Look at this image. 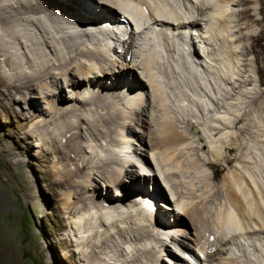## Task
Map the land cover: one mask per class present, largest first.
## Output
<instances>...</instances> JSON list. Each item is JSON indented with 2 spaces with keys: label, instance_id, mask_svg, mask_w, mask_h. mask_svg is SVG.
I'll return each instance as SVG.
<instances>
[{
  "label": "bare ground",
  "instance_id": "obj_1",
  "mask_svg": "<svg viewBox=\"0 0 264 264\" xmlns=\"http://www.w3.org/2000/svg\"><path fill=\"white\" fill-rule=\"evenodd\" d=\"M23 1L24 3L21 0H18L19 4L16 7L12 5V2H10V0H0V32L3 31V29H6V27L8 28L9 26L10 27L9 31L6 29L7 37L10 36L9 39H11V41L15 40L17 42H20L21 46L23 47L27 46L29 48L33 46L34 53L36 54V56L35 59L34 56L32 57L34 59L33 61L30 60L32 62L27 61V64H29L31 67V71L28 72V74L25 73L26 78L24 77L23 80H22V74H20L21 72L17 71L18 69L16 70L15 68H13V64L15 63L12 60H10V58H8L6 54L5 56L7 58L5 57L6 58L5 63L13 70L14 77L22 85L30 87L33 91H35L36 89L37 90L40 89L41 91L40 94L44 96L43 97L44 99L48 97L52 98V101L46 99L48 103L47 109L50 111V115L56 117L57 115L61 114V117H65L68 114L73 113L74 116H78V115L81 117L83 116V114L78 113L76 109L75 110L70 109L74 107V105L68 106L69 108H66L67 111L63 113H61V108H60L61 106H58L60 103H63L64 97L62 92L58 91L57 88L58 86H60V84H63L62 83L63 77H67V76L73 78L70 79V86L68 87L69 89L67 88L69 92H71L72 89L76 90L74 88H80L79 87L80 83H77L78 80L76 81L74 79V77L76 76L77 77L80 76L81 77V79L79 78L80 80H83L85 82L87 81L88 85H91L87 87L88 89L87 88L85 89L83 95H80L81 93L74 95V100L80 104V107L85 108L90 106L91 104L90 99H94L95 104L97 101L98 103L103 101L104 98L108 99L106 97V94L108 92H110L109 97L111 98L114 97L122 98L120 101L122 103V106L120 107V109H117V115L109 114V113L104 114L103 112L102 114H100L101 116L100 120H96L94 117H90V116L88 120L91 125H95L98 128L102 127L101 129L102 136L104 138H112L113 133L115 134V131L112 132L109 129H111V127L113 128L116 127L120 119L121 123L124 125L123 130L127 129L129 133L125 135H120V134L118 135L121 138V140L119 143L120 146H117V150L115 151V156L117 155L118 157H122V160H124L126 166H123L122 167L123 169H121V166L118 164V162L115 161L114 158L112 159L103 156H101L102 163L99 165H96L93 159L90 157V160L81 166V169L84 170L85 169L89 170L91 168H93V170H97L96 174L101 179H103L104 181L107 180L109 183L115 182L117 186L121 187L120 189H123V193H122L121 191H119V187H118L117 189L118 192H116V195L120 197V200L115 204H111V206H116L113 208L117 209L119 208L118 207L119 205L122 207L127 206V203L124 204L123 201L124 195L128 197L131 196V194L132 195L135 194L137 198H140L141 196L140 193L137 195V193L132 192L130 190L124 192L125 187H131V186L134 188L141 187L142 181L144 182L146 181V179L142 180L141 177L146 178V176L149 175L150 173L151 176L152 175L155 176L154 179L157 178L154 171L148 169L150 173H147L148 171L143 174L138 173L137 175H140L139 178L141 179L137 182L133 180V179L138 180V176L137 178L134 176V170L136 169V167H138L137 166L138 163H141L143 166H150L151 164L150 160L148 159L146 153L143 150L144 146L146 145L145 142L146 134L144 133V131L138 132L143 134L144 139L143 141L140 142L141 144L140 143L137 144V146H139L138 149L132 151V146H134L135 142L132 141V139L129 137V134L134 135L133 126L135 127V125L143 128H147V130L149 131V133H147V137H149V143L152 146V156L156 154V151H158V149L159 150L162 149L163 154H160V162H162V164L164 165L163 169L165 170L166 174H168V177L171 176L172 179L173 178L175 179L174 180L176 181L175 184H179V189L182 188L186 190V188L183 187L184 185L183 182L180 180V178L183 177L185 173V169L187 167V166L185 167L186 160L185 161L182 160V158H184V155H180L179 152L180 150L194 151L197 148L194 149L193 147H189L193 143L189 142V138L187 135L183 134L184 132H179L177 128L178 121L177 122L174 121L175 118L173 117L174 118L173 119L172 116H170L168 112H165L164 110V104L168 100V97H165L166 95L165 89L167 88V81L168 83H170L168 78L170 76L172 77L176 76L178 70L179 71L182 70V73L187 75V77L193 81L192 83H195L193 85L197 87L196 89H199L201 92H203V94H205V96L203 95L204 98L201 97L199 98V103L202 106L201 108H203L202 110H208V113L211 114L212 111L209 108L210 104L215 106V108L214 107L213 108L216 109L213 110L215 111L214 114L211 115V117L213 116L211 118L213 121L211 120L210 122L209 120H207V115L205 114V112L202 113L199 110L200 107L199 106L197 109L201 113L200 120L202 122H198V129H196V125L194 123H188L191 131H195L199 133L198 135L199 140L206 139L207 141L206 144H208L211 148V149L208 148L209 151L213 149V151L211 152V154H213L214 156L212 157L213 158L212 160L205 161L199 158L193 160L192 163L194 164L197 170V171L195 170L197 175L203 173L206 174L205 172L200 170L202 165H203L202 167L204 166L213 167L214 165L221 163L225 166H229L233 162L237 161V158L239 157H235L231 155L233 152L237 150V145H238L237 142L242 140V139L239 140L240 136H238L239 138L234 136L237 135V133L234 132V129L236 131L237 126L239 124L242 126L240 127L241 134L249 133V135H252L251 138H255V139L257 138V136H255L253 127L249 124L242 123L244 120L243 119L244 115H241L240 113L241 111L238 110L233 111L235 106L231 107L230 105L229 109L226 107H222L221 109L225 110V112L223 110L222 112L221 109L219 108L218 103L216 104L213 101V99H211L212 97L209 96L205 92V90H203L204 87L203 88L201 87L206 83H209V85L213 87L211 83L213 79L210 81V75L212 74L209 75V73H211L210 71L211 67L214 69L217 68V70L221 75V79L223 81L228 80L227 78L230 77L232 79H236L233 76L230 77L225 76L226 65L222 61V59L227 60V58H228L227 61H229V57L231 56L230 53L233 56L234 55L236 56L237 54L236 52L237 46H235L237 43L235 44L236 42L234 41L235 32L233 31L234 30L233 23H235V21L230 20L229 16L231 15V13L228 11L231 2L234 3V1L170 0L171 2H168V0H58V1L36 0L37 3H39V5L37 4L38 6H30V5L28 6V4L32 2V0H23ZM60 1H62L61 4ZM252 2L253 4L250 10H253L254 16L259 15L258 1L252 0ZM234 5H236V3H234ZM103 11L108 12V14H110L108 20L118 25H121L123 23L120 16L121 14H124L129 19H132V21H134L135 24H137V18L139 17L138 19L141 20V24L144 21L145 24L148 23L151 26L148 25L147 28L146 27L144 28V26H146L144 24L143 28H141V24H140L138 29L139 30L142 29V31L144 32L138 34L136 32L137 28L135 27V24L128 23V27L124 26L122 28L123 32H121V34L118 36L119 38H121L119 39V41L121 42H119V46H118L119 50L115 51L114 50L116 47L115 43H118L116 41L118 38L115 35H117L119 31H117L115 34L112 35V38H115V40H113L111 37H106L105 35L100 34L99 36L102 37L104 36L102 41L100 42L99 45L94 43L96 37H93L95 36L93 32L97 31L96 29H98V26H100L99 24H101L102 23L101 21L104 20L103 17L105 15L104 14L105 12L102 13ZM116 12L118 13V17ZM112 13L115 14L113 15ZM205 14L207 19L205 18ZM26 15H28L29 17L31 16L33 17L32 20L33 23L35 24L37 22L40 23V25L37 24L38 31L43 33L44 36H46L49 39L43 36L44 38L41 40L38 35H36V37H34L33 35L29 36L30 33L28 28L23 27L17 23V21H19ZM42 16L47 19L46 21L50 24V26L48 25L50 28L51 26H54L55 34H53V31H51V29L49 30L46 23L44 24V21H42ZM171 21L172 22L174 21L175 24L173 25ZM203 21L204 23H207L206 28H208V34L206 32L205 33L209 36L205 35L203 31H201L202 36L199 33L200 32L199 28L202 26L201 24L203 23ZM103 24L104 23H102L101 25L102 27H104ZM130 24L132 25L130 26ZM74 26L77 27L80 26L82 28L78 31L76 30L78 32L77 33L74 31L75 29ZM128 28H129V32H128ZM191 28L195 30L194 36L196 35V38L198 39L199 50L196 49L195 45L192 42L187 40L188 38L186 37V34L192 32L190 30ZM247 31H249V29ZM19 33H22V35L20 36ZM24 35H27V41H25L26 36ZM249 35L252 34H249L248 32L245 38L248 39ZM83 37L84 38L87 37L86 39H89L88 41L89 43L86 46H84L85 44L84 41L86 40L85 39L83 40ZM136 37L137 39L139 37L138 41L140 40L141 42L139 45L140 46L139 47L140 52L138 53L139 55L137 54L136 50H134L137 47L133 43ZM174 39L179 41L178 47L179 46L180 47L178 49H175L176 46L175 48H173L174 45L172 42H175ZM220 39L223 40L224 42L223 44L220 43ZM206 40H208L209 42L210 40H213V43L214 41L216 42V46L218 47V49L216 48L214 53L212 52L214 49L212 51H209L211 45L208 42L206 43ZM46 41L48 42L47 44L44 43ZM218 43L221 44V46H218ZM0 44H1L0 52L1 51L12 52L11 50L13 48H11L9 44L4 42H0ZM45 46H47L50 50L49 55L48 54L45 55L43 52V48ZM229 48H231L232 50L229 51ZM221 49L223 50L221 51ZM130 54H132L131 60L130 58H128ZM203 56L208 58L210 56H213V59L205 60L203 59ZM138 57H140L139 59L141 60L140 63L137 60ZM18 58H19V62H22L21 59L22 57L18 56ZM103 58L104 59L106 58V60H104ZM104 61L105 63L108 61L107 65H109L110 62H112V63H120L122 66L117 67L118 69L114 68L112 70V67H108L106 66V64L104 65ZM140 65L142 66V68L145 69L146 79H148V81L151 83L153 91L155 92L159 100L158 107H160L161 108L160 110L162 111L160 117L158 115L157 117L152 115V121H149L150 116L148 114V108L150 107V102L152 103V99L150 98V95L148 93L146 94V89L148 85L144 83L143 77H140L137 74H135V70L140 68ZM75 69L77 72L74 73ZM128 73H130L131 76L132 75L135 76V78L141 79L143 83L141 81L134 82V80L129 78ZM178 74L177 76H179ZM115 77L116 79L112 83L116 86L104 85V83H106L105 82L106 79L108 78L114 79ZM231 78L229 79V81H227L228 84H232ZM74 81L75 83H73ZM177 82H179L178 80L176 81V84H180ZM106 84H110V82L107 81ZM120 85L122 89L119 88ZM8 87H9L8 91L10 92V89H16V84L9 83ZM54 87H56V89H54ZM178 89H180L179 91H181V88ZM211 91H212L211 94L214 95L215 98L219 99L218 98L219 91H215L214 87L212 88ZM88 93L90 95L89 98L86 96L88 95ZM17 95L18 92H16L15 94H11V96L15 100H18ZM32 98H40V97L37 95L29 96V99L31 101ZM195 101L196 100L193 99V101L190 102L188 101V102L190 104H193V102L195 103ZM32 102H33L32 106H35V108L37 109L38 101L36 102L33 100ZM70 103H74V101L71 100ZM67 105H69V103ZM196 105H198V103ZM184 109L185 108H183V111ZM153 117L155 120L153 119ZM153 123L156 125L158 132V134L157 132H155L156 136L154 137L152 136V131L150 130L154 127ZM70 126L72 127L70 128ZM67 127L70 128V131L74 130L75 132H73L70 135L69 144L66 145L65 148H67L69 151L73 153H76L83 146H85L83 148H87L88 145L90 146L89 143L91 142L89 141L88 143V139L85 140L86 145L82 144V141H84V136H82V134L80 135L79 133L80 130L81 131L83 130L80 126H76L75 122H67ZM38 129L44 130L46 132L47 129H49L48 124L46 122H41L38 124ZM134 138L136 140L135 136ZM229 138H232L234 142L226 146V143H228L227 140ZM42 140L44 141V139ZM224 145H225V152L228 153V155L230 156L221 159L219 156L220 154H218L219 153L218 150L220 149L217 150V148L219 147L223 148ZM140 149L142 151H139ZM47 154L49 155L56 154L57 158H59V155L56 151L55 152L49 151L47 152ZM71 160L74 162L76 159H71ZM220 160H222V162H220ZM242 169H239L237 168V166H234V171L232 172V174L227 175L224 178L223 181L225 184V189H223V191L225 192V195L228 199V206H226L225 204L222 205L219 212H217L213 218L211 215L210 216L211 219L209 220L210 223H207L206 221L207 218L204 219L206 216L204 217V215L202 216V214H199V211L202 210V207L200 205L204 203V200H206L205 203H211L213 199L214 201H216L215 199L218 198V196H220L222 193H224L219 189H217L216 192L214 191L215 193L212 192L213 190L212 191L210 190L209 191L210 194L207 198L203 196L202 200L199 203L197 202L196 204L193 203L192 206H190L191 204L189 205L187 204L185 200L186 198L185 194L181 191V198L175 205V208H173L171 204H169L168 207L164 206L166 207L165 210H171L170 214H172L171 215L172 217H174L175 215L174 223L166 222V221L161 222L160 217L163 216L159 213V211H157L160 217H157V214L153 216L154 218L150 222V226H149V228H152L150 230L147 229L148 227L146 224L145 225L147 228L139 225L137 227H128L127 229L119 228V226L117 225L118 222L117 218L120 217V213L116 214L115 212L114 213L111 212V210L108 209L103 210L102 208L100 212L95 211L96 213L94 214L93 208L95 207L92 206L87 208L89 209L88 210L89 212L86 211V214H88L89 216L88 215H85L86 217L81 216L82 217L81 220L73 221L69 223V232L66 233L64 236L67 237L68 235L70 237L72 235L73 236L72 240L75 241L76 237H78L77 236L78 234L74 230H78L79 232V229L81 227L80 224L82 223L83 220L85 221L84 223L85 225L82 230H85V228H87L91 224V222H93L94 219L97 220L98 217L103 216V218L105 219L104 221L106 223L111 222L109 224L112 227L116 226L119 228L116 235L111 236V242L113 238L116 237H119L122 242V237L123 238L125 237L124 236L125 233L130 234L131 236L130 239L132 242H136V240H138L139 238L142 239L149 238V236L152 235L151 230H153V232L154 231L157 233L159 232L160 236L163 237L158 239V244L160 245L162 253L164 247H168L169 244L166 243L167 241L169 242L170 239L171 240L170 243H174V245L176 244L177 246H180L184 250V252H186L188 257L187 259L191 258L197 262L208 264V261L210 258H212V254H213L210 251H212V249L215 247L211 242L215 240V242L217 241L221 245H225L226 244L225 241H227V243L231 244L233 246V249L235 251H238V253H241L243 251L242 256L244 258L242 259L244 260H242L243 263L241 264H264V190L263 187L254 178V176L249 170L247 169L242 170ZM123 171H124V176L122 174ZM76 177H78V172H72L70 174H61L59 177L60 184L70 185L72 187H76L77 189L79 187V191L77 192L74 190L75 188H72L67 198H65V205H69L68 207H66V209L68 210H70V207L73 204H76V201H72L71 199L74 197L77 198L76 195H78L80 191L87 192V190H91V189L97 190L99 188L98 186L94 185L93 180L95 178L91 177V175H89L85 179L82 178L83 180L80 179L81 181L74 182ZM203 178L206 179L207 184L205 185V187L207 188L209 186L207 181L208 179L205 175L203 176ZM127 183L128 185H126ZM107 187L110 188L112 187V185L107 184ZM190 189H188L189 192L191 191L193 192L192 190L193 188L191 189V191ZM71 192L74 193L73 197H71ZM96 192H98V190ZM96 192L94 193V195L96 194ZM192 192L191 194H193ZM144 195H143L144 199L151 202V212L155 211L152 209H155L156 204L152 205V203H156V201L159 199V196L161 195L160 191L159 193L156 190L155 192L152 191L148 193L146 192ZM194 198H198V197H194ZM109 201H110L109 197H105L104 199L101 197L100 203L103 205V203ZM100 208L101 206L98 207V209ZM90 209H92L93 211H90ZM176 210L177 211L179 210V214L176 213ZM142 211H144L143 208ZM66 213L73 214L72 211H66ZM176 214L178 215L181 214V216H177ZM131 216L132 218H136L134 215ZM190 222L195 226L197 230L196 238L198 243L201 242V236L199 231H201V228L203 227L202 228L204 229L203 231L208 236L207 239L208 241L204 244V246L210 244L207 247V252L204 251L201 252L200 254L199 252H196L194 250L192 251L190 250V247L182 239L179 238L180 236H186L184 230H188V226L190 225ZM104 225L106 226V224ZM91 226L89 227L91 228ZM100 227H102V225ZM90 228L86 229L83 232V234L91 232L92 229ZM99 231L100 230H98V232ZM221 233H225L228 237L222 236ZM170 236L173 237L171 238ZM84 237L85 236H83L82 238L77 240V242H75L78 251L82 250L80 246L83 243ZM107 248H108V243L107 241L106 242L104 241L100 245H97L96 247L93 248L94 253L91 257L85 255H84L85 257H82L81 252H79L81 256L79 259H81V261L84 262V264H93L95 262V258H97V256L98 258H101L99 257V254L103 253V250ZM215 248L217 254L221 256L220 258L221 264L237 263L236 258H234L236 256L233 250L230 251L228 250V252L225 253L222 251L223 247L221 248L216 246ZM155 249L156 248H151V249H147V251H149L152 254H156ZM173 252L176 253L177 256H179V258L182 257L181 259L186 260L185 256L177 253L174 250ZM213 255L215 256L216 254ZM222 256H226V257L223 258ZM134 258L135 259L133 260V264H142L140 255L139 256L137 255ZM123 264H132V263L129 261H124ZM148 264H154V262L149 260Z\"/></svg>",
  "mask_w": 264,
  "mask_h": 264
},
{
  "label": "rangeland",
  "instance_id": "obj_2",
  "mask_svg": "<svg viewBox=\"0 0 264 264\" xmlns=\"http://www.w3.org/2000/svg\"><path fill=\"white\" fill-rule=\"evenodd\" d=\"M21 1L24 3L23 0ZM231 1H234V3H236V5H234V3L231 2L228 11L231 13V15L229 16L230 20L235 21V23H233V31L235 33H232H234V41H236L235 44L237 43L235 45L237 46V54L235 53L236 56H233L230 53L231 58L229 57V61H227L228 58L227 60H223L222 58L220 59H222V61L226 65L225 76H233L236 79H232L230 77L232 79V84H228L227 81H229L230 78H227L228 80L223 81L217 68L214 69L211 67V73H209V75L212 74L210 75V81L213 79L211 83L212 86L215 88V91H219V99L215 98V96L211 94V90L213 87H211L209 83H206L207 85L204 84L201 87L205 88H203V90H205V92L212 97L211 99H213L216 104L218 103L220 109L222 107H226L229 109L231 105V107L235 106L234 110L232 109L233 111H241V115H244V120L242 123L251 125L254 129V133L257 138H251L252 135H249V133L241 134L240 127L242 126L239 124L237 126L236 131L234 129V132L237 133V135L234 136H240V138H238L239 140H242H240L241 142H237V150L231 155L239 157L237 158V161L233 162L229 166H225L221 163L216 164L213 167H202V165L200 170H202L206 174L203 173L197 175V170L194 164L192 163L193 160L197 158L205 161L212 160V157H214L213 154H211L213 149L209 151L208 148H210V146L206 144V139L199 140V133L191 131L188 123H194L196 125V129H198V122H202L200 120L201 113L199 112V110L202 113L205 112V114L207 115V120L211 122V118L213 117H211V115L214 114L215 111L213 110L216 109H214L215 106L210 104L209 108L212 111L211 114L208 113V110H202L203 108H201L202 106L199 103V98H204L205 94H203V92H201L199 89H196L197 87L193 85L195 83H192L193 81L190 80L187 75L183 74L182 70H178L179 74H177L179 76H177L176 74V76H170L168 78L170 83H168L167 81V88L165 89V97H168V100L164 104V110L165 112H168V114L172 116V118H175L174 121H178L177 128L179 132H184L183 134L188 136L189 142L193 143L189 147H193L194 149L197 148L194 151L180 150L179 152L180 155H184V158H182V160H186L185 167H187L185 169L183 177L180 178V180L184 184L183 187H185L186 190L182 188L179 189V184H175V179H172L171 176L168 177V174H166L165 170L163 169L164 165L162 164V162H160V154H163L162 149H158V151H156V154L152 156V146L149 143V137H147V133H149L147 128L135 125V127L133 126L134 135L129 134V137L132 139V141L135 142L134 146H132V151L138 149L139 146H137V144H139L144 139L143 134L138 132L144 131V133L146 134V145L144 146L143 150L146 153L151 164L150 166H143L141 163L137 162L138 167H136V169L134 170V176L136 178L138 176V180H133L137 182L142 178V180L146 179V181H142L141 187H125L124 192L130 190L132 192L137 193V195L140 193L141 196L140 198H137L135 194H131V196L128 197L124 195L123 201L124 204L127 203V206L122 207L119 205V208L117 209L113 208L116 206H111V204H115L120 200V197L116 195V192H118V187L119 191H121L122 193L123 189H120L121 187L117 186L115 182L109 183L107 180L104 181L103 179H101L96 174L97 170H93V168L89 170H84L81 169V166L84 163L88 162L90 160V157L93 159L96 165H99L102 163L101 156L109 157L112 159L114 158L115 161L118 162V164L121 166V169H123V166H126L124 160H122V157H118L117 155L115 156V151L117 150V146H120L119 143L121 140L118 135H125L129 133L127 129L123 130L124 125L121 123L120 119L116 127H111V129H109L112 132L115 131V134L113 133L112 138H104L102 136V127H99V129L97 126L91 125L88 120L89 116L94 117L96 120H100V114H102L103 112L104 114L109 113L117 115V109H120V107L122 106V103L120 102L122 98H111L109 97L110 92H108L106 94V97L108 99L104 98L103 101L99 103L97 101L96 104L94 103V99H90V106L85 108L80 107V104L74 100V95L80 93V95H83L85 89L91 85H88L87 81L85 82L83 80H80V76H76L74 77V79L76 81L78 80L77 83H80V88H74L76 90L70 88L72 89V91L69 92L68 87L70 86V79L73 78L69 76L63 77V84H60V86H58L57 88L58 91L62 92L64 97L63 103H60L58 105L61 106V113L67 111L66 108H69L68 106L74 105V107L70 109H76L78 113H82L83 116H74L73 113H70L65 117H61V114L57 115L56 117H53L52 115H50V111L47 109L48 103L46 101V99L52 101V98L48 97L44 99V96L40 94V89H36L35 91H33L30 87L22 85L14 77L13 70L5 63V59L7 58L5 56L6 54L8 58H10V60L15 63L13 64V68H15L16 70L18 69L17 71L21 72L20 74H22L23 80L25 77V73L28 74V72L31 71V67L29 64H27V61H33L36 56V54L34 53L33 46L29 48L27 46L23 47L21 46L20 42H17L15 40H13L14 42L11 41V39H9L10 36L7 37L6 34L7 30L9 31V26L8 28L6 27L7 30L3 29V31L0 32V42L7 43L11 48H13L12 50L10 48L12 52H0V264H84V262L79 259L81 257L79 252H81L82 257H91L94 253L93 248L97 245H100L104 241H107L109 249L107 248L103 250V253L99 254V257L101 258H98L97 256L93 264H123L124 261H129L133 264V260L135 259L134 257L137 255H140L142 264H148L149 260L153 261L154 264H187L186 261L191 260V258L187 259L188 257L186 252H184V250L180 246H177L176 244L174 245V243H170V239L169 242L167 241L166 243L169 244L168 247H164L163 253L161 252L160 245L158 244V239L163 237L160 236L159 232L157 233L151 230L152 235H150L149 238H139L138 240H136V242L131 241V236L128 233H125L126 235L124 234L125 237H122V242L119 237L113 238L111 242V236H115L119 228L127 229L128 227H137L138 225L146 227L147 225L148 228H146L148 230L152 229L149 228V226L150 222L154 218L153 216L157 214V217H160L157 211H159V213L163 216L160 217L161 222L166 221L174 223L175 215L174 217H172V214H170L171 210H165V208L168 207L169 204H171L172 207L175 208V205L181 198V191L185 194V200L188 205L191 204L190 206H192L193 203H199L202 200L203 196L205 198L209 196L210 190H213L212 192H216L217 189H219L220 191H223V189H225V184L223 180L227 175L232 174V172L234 171V166H237V168L239 169L243 168L242 170H249L264 190V0H257L259 4V15L255 16L253 15V10H250L253 4L252 0ZM10 2H12V5L16 7L19 4L18 0H10ZM61 2L62 1H60V4ZM168 2L171 1L168 0ZM37 4L39 5L36 0H32V2L28 4V6H38ZM104 12L105 11H103L102 13ZM104 14L103 19H109L110 14H108V12H105ZM112 14L114 15L115 13ZM116 14L118 17L117 12ZM24 17L17 21V23L23 27L28 28L30 33L29 36L33 35L34 37H36V35H38L41 40L46 37L37 29V24L40 25V23H33L32 16L29 17L28 15H26ZM120 18L123 21L124 17L122 15L120 16ZM205 18L207 19L206 14ZM46 20L47 19L42 16V21H44V24L46 23L47 26H50V24ZM144 24L145 23L143 21L141 24V28H143ZM172 24H175L174 21L172 22ZM206 24L207 23H204V21L201 24L202 26L199 28L200 35L201 31H203L205 35L208 34V28H206ZM131 25L132 24H130V26ZM145 25L146 26H144V28H147V26L150 24L146 23ZM49 26V30L51 29V31H53V34H55L54 26H51V28ZM74 28V31L77 32L82 27L74 26ZM248 29L249 31H247ZM96 30L97 31L90 32H93L95 34V36H93L96 37L94 43L99 45L104 36H99L100 34L98 33V29ZM140 30L135 31L138 34L144 32L142 31V29ZM248 32L252 35H249L250 37L248 36V39H246L245 37ZM19 35L21 36L22 33H19ZM24 36H26L25 41H27V35ZM86 38L87 37H83V40H86L84 41V46L89 43V39ZM138 39L136 37L133 42L134 45L137 46L134 49L136 50L137 54L140 52L139 45L141 43L140 40L138 41ZM174 40L175 42H172L174 45L173 48H175L176 46L175 49H178L180 47H178L179 41H177L176 39ZM221 40L222 39H220V43L223 44L224 42L223 40ZM207 42L211 45L209 51H212L214 49L212 51L214 53L216 48L218 49V47L216 46V42L214 41L213 43V40H210V42L206 40V43ZM44 43L47 44L48 42L46 41ZM118 46H116L117 48L115 47V51L119 50ZM218 46H221V44L218 43ZM198 48L196 49L199 50ZM222 50L223 49H221V51ZM231 50L232 49L229 48V51ZM43 52L45 55L50 54V50L47 46L43 48ZM130 55L128 56V58H130L131 60L132 54ZM18 56L22 57V62H19ZM33 56L34 59L32 58ZM139 59L140 57L137 58L140 63L141 60ZM203 59H213V56H210L209 58L203 56ZM104 60H106V58ZM107 63L108 61L106 63L104 61V65L106 64V66L112 67V70L114 68L118 69L117 67L122 66L120 63L110 62L109 65H107ZM75 72H77L76 69L74 70V73ZM135 74L140 77H143L144 83L148 85L146 89V94L148 93L150 95V98L152 99V103L150 102V107L148 108V114L150 116L149 121H152V115L156 117L158 115L160 117L162 114V111L160 110L161 108L158 107V97L153 91L151 83L148 81V79H146L145 69L142 68L141 65L140 68L135 70ZM128 75L130 79L134 80V82L141 81V79L135 78V76L133 75L131 76L130 73H128ZM115 79L116 77L114 79H106L105 82L107 83V81H109L110 84L104 83V85L116 86L112 83ZM175 80H178L179 82L177 83L180 84H176ZM9 83L16 84V89H10L9 92ZM73 83H75V81ZM119 88L122 89L121 85L119 86ZM178 88H181V91H179L180 89ZM54 89H56V87H54ZM16 92H18V100L13 99V97L11 96V94H15ZM32 95H37L40 97L32 98V101H38L37 109L35 108V106H32L33 102L29 99V96ZM86 96L89 98V93ZM193 99H195L197 102L195 101V103L193 102V104H190L189 102L193 101ZM71 100H73L74 103H70ZM185 102H187L188 104ZM68 103L69 105H67ZM197 103L198 105H196ZM226 105L229 107H227ZM182 107L185 108L184 111ZM198 107L199 110L197 109ZM222 110L225 112L224 109H221V111ZM41 122H46L48 124L49 129H47L46 132L44 130L38 129V124ZM67 122H75L76 126H80L83 129L82 131H79L80 135L82 134V136H84V141H82V144L86 145L85 140L88 139V143L89 141L91 142L89 143L90 146L88 145L87 148H83L85 147L83 146L76 153H73L67 148H65L66 145L69 144L70 135L75 132L74 130L70 131V128L72 126L68 128ZM150 130L152 131V136H156L155 132H157V127L155 124L154 127ZM134 136L136 137V140ZM42 139H44V141ZM227 142L228 143H226V146L228 144L233 143L234 140H232V138H229ZM217 150L219 151L218 154H220L219 156L221 159L230 156L228 155V153L225 152V145L223 148H217ZM49 151H56L59 155V158H57L56 154H47V152ZM139 151L142 150L140 149ZM71 159L76 160L73 162ZM220 162H222V160H220ZM148 169L154 171L157 177L156 179H154V175H152L151 177V173ZM70 171L78 172V177L75 178L74 182L81 181L91 175V177L95 178L93 180L94 185L98 186L99 188L97 189L98 192H96V189L87 190V192L80 191L79 194L76 195L77 198L74 197L71 199L72 201H76V204H73L70 207V210H68L66 209V207H68L69 205H65V198H67L72 188H75L74 190L77 192L79 191V187L77 189L76 187H72L70 185L60 184L59 177L61 174L72 173ZM124 171L122 173L123 176ZM139 172H147L150 174L147 175L148 178H139L140 175H137ZM202 175H205L208 179L207 181L209 186L207 188L205 187V185L207 184L206 179L203 178ZM107 184L112 185V187H107ZM126 185H128V183ZM190 188H193V192ZM188 189H190L194 196L193 194H191V192H189ZM155 190L158 191V193L160 191L161 195L159 196V199L156 201V203H153V205L156 204L155 209H152L155 210L152 211L154 214L148 215L145 211H142V205L140 204V200L145 201L144 194L146 192L148 193L151 191L155 192ZM95 192L96 194L94 195ZM73 196L74 193L71 192V197ZM101 197L103 199L105 197H109L110 201L103 203L102 205L100 203ZM215 200L216 201H214L213 199L211 203H205L206 200H204V203L200 205L202 207V210L199 211V214H202V216L204 215V217L206 216L204 219L207 218V223H210V216L212 215L213 218L215 214L219 212L222 205L225 204L226 206H228V199L225 195V192L218 196V198H216ZM92 206L95 207L93 208L94 214L96 213L95 211L100 212L102 208L103 210H111V212H115L116 214L120 213V217L117 218V225L119 226V228L116 226L112 227L109 224L111 222L106 223L104 221L105 219L102 216L98 217L97 220L94 219L93 222H91V224L89 225H92L91 228L89 226H85L87 227L85 228V230L90 228L92 229L91 232L83 234V232L85 231L82 230L85 225V221L83 220L80 224V233L78 232V230H74L78 234V237H76L75 241L72 240V235L70 237L68 235L67 237H65L64 235L69 232V223L81 220V216L88 215L86 214V211L89 210L87 208ZM99 206H101L100 209H98ZM93 210L90 209V211ZM66 211H72L73 214H67ZM176 213L179 214V210H176ZM178 214L176 215L181 216V214ZM131 215H134L136 218H132ZM129 217H131L132 219ZM104 224H106V226ZM101 225L102 227H100ZM202 228L201 231H199L201 236L200 243L197 242V230L191 222L188 226V230H184L186 236L179 237L190 247V250H194L196 252H199L200 254L204 251L207 252V247L210 245L208 244L204 246V244L208 241V236ZM98 230L100 231L98 232ZM221 235L228 237L225 233H221ZM83 236L85 237L83 238V243L80 246L82 250L78 251L75 242H77V240H79ZM170 237L172 238L173 236ZM225 242V245H221L219 242H215V240H213L211 243L215 247H223L222 251L225 253L228 252V250H233L236 256L234 258H236L237 260V263L233 264L243 263V251L241 253H238V251H235L233 249V246L231 244L227 243V241ZM215 247L210 252L216 255L214 256L212 254L213 259L210 258L208 264H221V256L217 254ZM151 248H156V254H152L147 251V249ZM173 250L185 256L186 260L181 259L182 257L179 258V256H177V254L174 253ZM157 256L159 257V259ZM222 257L224 258L226 256Z\"/></svg>",
  "mask_w": 264,
  "mask_h": 264
}]
</instances>
